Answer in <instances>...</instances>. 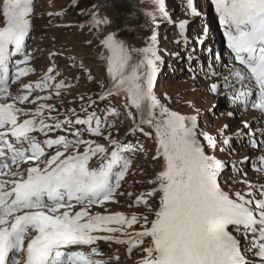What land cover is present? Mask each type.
Listing matches in <instances>:
<instances>
[{"label": "snow or ice", "instance_id": "obj_1", "mask_svg": "<svg viewBox=\"0 0 264 264\" xmlns=\"http://www.w3.org/2000/svg\"><path fill=\"white\" fill-rule=\"evenodd\" d=\"M151 2L154 9L143 13L154 24L146 46H135V35L128 39L105 32L100 54L103 76L73 61V69L85 82L95 84L96 98L87 97L83 117L71 109L75 118L61 121L50 115L54 110L50 104L41 103L34 112L28 108V103L52 99L29 97L35 90L53 87V68L34 85L23 84L22 93L10 91L11 83H23L21 78L34 71L28 67L32 56L26 43L33 28L34 0H0V264H112L113 260L119 264V255L97 258L102 256L101 242L125 246L129 256L139 248V264H264V183L248 180L244 170L247 165L264 176V0H211L230 59L208 48L213 62L207 68L196 56L207 30L194 45L187 36L190 18L201 15L195 0L180 5L185 15L177 19L169 0ZM89 18L98 29L111 24L96 11ZM163 24L178 28L182 37L175 43L183 46L184 55H171L187 64L185 71L193 79L203 72L202 78L212 81L207 91L234 109L225 113L228 119L238 112L259 115L241 120L239 126L223 123L211 131L201 121L214 115L219 105L207 112L193 106L194 114H182L169 106L171 97L166 93L158 97L154 89ZM54 87L59 96L68 86L57 82ZM121 97L124 105L113 103ZM98 106L113 118L111 122L97 115ZM120 107L127 109L126 118L137 121L128 135L152 136L144 131L146 125L154 131L157 145L152 159L160 163V171L149 181L150 190L129 205L144 206L147 212L140 215L91 211L119 203L120 196L134 195L125 188L126 178L146 149L138 140L113 136L110 129L116 127ZM49 119L55 122L50 124ZM54 131L67 134L52 138L49 134ZM85 132L107 144L84 139ZM242 151L249 155L237 161L224 158ZM94 158L96 164L91 163ZM229 172L239 179L229 177L233 188L226 189L222 181ZM237 183L248 190H233ZM157 198L153 209L151 202ZM136 226L138 231H129Z\"/></svg>", "mask_w": 264, "mask_h": 264}, {"label": "rangeland", "instance_id": "obj_2", "mask_svg": "<svg viewBox=\"0 0 264 264\" xmlns=\"http://www.w3.org/2000/svg\"><path fill=\"white\" fill-rule=\"evenodd\" d=\"M129 3L128 10L121 11L117 8V4L111 0H34V13L31 16L33 20V28L30 32V39L27 43V50L32 56L28 67L34 69L27 77H22L21 82L11 83L10 91L13 94H20L23 90V84L32 83L33 85L42 80L48 74V69L53 68V75H56V80L53 87L44 91L35 90L29 97L30 101L36 100L37 96L51 95L52 99L47 101H36L35 104L28 103V108L33 112L35 108L41 103L50 104L54 110L50 113L51 116L57 117L59 120L65 119L67 116L75 118L71 109H75L81 117L85 114L81 111L82 108L88 106V96L96 98L95 84L85 82L77 71L72 67L73 61L82 62L87 67L91 68L92 73L101 77L104 74V68L101 66L100 54H102L101 42L104 38V33H120L132 39V35L137 36V47H143L147 44V37L153 30L154 24L151 17L143 14L154 9L151 0H126ZM186 3V0H169V9H176L173 13V18H183L185 13L180 5ZM201 15L199 17L190 18L191 23L187 28V36L191 38L192 45L195 44L196 37L204 32L205 43L203 48L197 49L196 56L199 61H202L204 67L207 68L211 64L212 57L207 52L211 48L216 53H223L228 57V50L226 49V38L223 35L224 28L219 23V16L215 11V6L211 0H195ZM79 5L78 7L76 5ZM73 11H76L78 17H73ZM94 11L98 12L99 16L105 19H110L111 24L107 27L101 26L96 28L89 16ZM52 13L53 15H49ZM83 13V14H82ZM83 16V17H82ZM137 16L139 18L137 19ZM71 25V26H69ZM0 26H3V21L0 20ZM131 34V35H129ZM159 48L162 57L159 63V71L156 80L155 92L158 97L163 98L166 93L171 100L168 101L169 106L173 110H177L182 114H194V107L207 112L213 108V105H219L214 109V115L209 113L206 118L202 119L201 125L207 127L211 131H215L219 125L229 123L233 126H239L241 120L247 119L252 121L259 114L254 112L252 115L236 116L234 119H228L225 113L233 111L234 109L226 107L227 101L218 96L212 95L207 91V86L211 80L203 79V72H198L195 79L185 71L187 64L180 62L173 55L174 52H180L184 55V48L181 44L175 43L176 40L182 39L179 36L178 28H173L169 24H163L159 28ZM191 46V45H190ZM55 54V55H53ZM139 58V54L137 55ZM193 64H197V60H193ZM197 67L199 65L197 64ZM217 69L219 70L218 66ZM59 74V75H57ZM75 76V79L73 77ZM63 82L68 87L60 90V95H56L55 83ZM85 96V100L81 101L79 97ZM114 104L124 105V98L121 97L118 102ZM121 115L116 120V127L111 128L113 136L119 140L127 141L128 139L139 141L144 145L145 151L141 152L134 160L129 176L126 178L127 182L125 188L134 195L118 197L119 203H108L106 207L95 206L91 209L92 212L101 214H110L115 212H123L125 214H143L147 212L144 206L129 207L135 200L136 196L150 190L151 181L155 175L160 171V163L152 159L154 150L156 148V141L154 131L144 126L145 132H153L152 136H146L143 133L137 132L135 137L129 136L132 128L135 127L137 121L126 118L124 112L127 111L125 107H120ZM92 111V109H89ZM97 115L102 119L107 118L109 122L112 117L107 115V112L102 106L96 108ZM133 114L135 110L133 109ZM45 115L49 113L45 111ZM25 117H21L24 119ZM138 120V117H137ZM48 123L55 121L49 119ZM83 129L84 126H73ZM255 127V125H254ZM67 134L65 132L54 131L49 135L56 138L58 135ZM107 135V132H105ZM41 139L43 136L41 134ZM69 138H72L69 136ZM84 139H95L98 143H105L102 137H93L88 133H84ZM49 155L54 154L52 150H47ZM83 151V147H81ZM253 156L257 153L252 152ZM223 156V154L217 153ZM249 155L248 151H242L239 155L224 157L230 161L240 160L243 156ZM97 163L94 158L91 162ZM247 171V179L259 185L264 183V176L244 166ZM229 177L237 178L235 174L229 172L224 176L222 186L233 188ZM224 181L229 183L224 184ZM233 190L247 191L248 189L243 183H237ZM158 198L151 202L152 208L155 209L158 205ZM76 210H79L77 208ZM149 220L154 219L153 215H149ZM139 226L129 230L130 232L138 231ZM99 248L102 256L97 258L108 259L113 255H119V264H139L142 253L139 248L134 249L131 256L127 255L125 246L109 245L103 242L100 243ZM78 250V249H73ZM88 251L87 248L84 249ZM116 264V261H112Z\"/></svg>", "mask_w": 264, "mask_h": 264}, {"label": "trees", "instance_id": "obj_3", "mask_svg": "<svg viewBox=\"0 0 264 264\" xmlns=\"http://www.w3.org/2000/svg\"><path fill=\"white\" fill-rule=\"evenodd\" d=\"M111 1L117 4V8L121 11V13H122V10H128L129 3L126 0H111ZM72 13H73V17H78V14L76 11H73Z\"/></svg>", "mask_w": 264, "mask_h": 264}, {"label": "bare ground", "instance_id": "obj_4", "mask_svg": "<svg viewBox=\"0 0 264 264\" xmlns=\"http://www.w3.org/2000/svg\"><path fill=\"white\" fill-rule=\"evenodd\" d=\"M253 113H254L253 111H246V112H238L237 115H238V116H241V115H242V116L245 117V116H247V115H249V114L252 115Z\"/></svg>", "mask_w": 264, "mask_h": 264}]
</instances>
